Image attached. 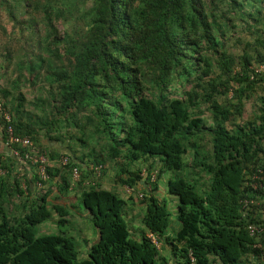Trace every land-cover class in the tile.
Returning a JSON list of instances; mask_svg holds the SVG:
<instances>
[{
    "label": "trees",
    "instance_id": "16d2710c",
    "mask_svg": "<svg viewBox=\"0 0 264 264\" xmlns=\"http://www.w3.org/2000/svg\"><path fill=\"white\" fill-rule=\"evenodd\" d=\"M2 16V135L68 161L48 154L41 189L3 163L0 264H264V0H0ZM97 164L114 188L82 187ZM141 167L157 178L135 207L120 185Z\"/></svg>",
    "mask_w": 264,
    "mask_h": 264
},
{
    "label": "clouds",
    "instance_id": "9594fccd",
    "mask_svg": "<svg viewBox=\"0 0 264 264\" xmlns=\"http://www.w3.org/2000/svg\"><path fill=\"white\" fill-rule=\"evenodd\" d=\"M258 70H264V65L259 66ZM0 132H1V130H0ZM1 134H3V132H1ZM3 138L4 139L6 138L5 134H4ZM32 142L35 145V147L38 149L39 153L43 154L45 156V158H46V171H47V174H48V179L46 181L42 182V187L38 188L37 186H35V181L37 180V177L33 173L32 169H30V171L32 173V176H28V177L23 176V178L28 180L29 178L34 176L35 180H34L33 186L36 189H41L51 179L50 172L48 171V166L50 164V161L48 159V154L50 152H56V153L60 152L62 155L59 156V160H57V164L56 165H61V166H64V165L67 164V162L64 165L62 164L63 158H67V157L63 155V153H66L65 149H63V147L56 141L48 142L47 140L44 141L42 139V145H40V144H38V143H36L34 141H32ZM52 145H56L57 147L54 148ZM21 149L22 148H20L19 150H21ZM67 161H68V158H67ZM83 169H86V168L83 167ZM74 172H76V178H74V176H73ZM107 172H108L107 165H103V164H97L96 166L94 165L92 167V169H91V174H92V177L94 179V182L89 181V180H84L82 187L86 188L87 186H93V185H95V183H98L99 187L101 189H103L102 188V184H103V186H108L109 190L111 188H114L115 186L112 187L111 181L107 180V176H108ZM258 173L261 174L260 171H258ZM156 176H157V170L154 169V170H152L150 172V174H147L146 169L141 167L140 168V180H135V184H133L132 186H129V185L128 186H126V185L122 186V185H120L121 186L120 189L121 190L123 189V192H125L127 194V197H131L135 201L134 205H135V207H137L139 205V202L143 201L146 197H148L149 191H150V185L153 184L156 181V178H157ZM70 177H71V184H70V187L68 188V190L70 191L69 195H71V196H74L75 194L78 195V193H76L77 183L80 180L81 176H80V171H79V169L77 167L73 168V171H72ZM261 179H262L263 183L259 186V188L255 189V191H260V192L264 193V179L263 178H261ZM145 181L148 182L147 186L144 183ZM115 189L118 190L117 188H115ZM245 203L248 205L250 203V201L249 202L247 201ZM146 237L149 240L151 246H153L157 251H159L160 253L161 252H166L163 249L162 241L158 239V236H156L155 234H152V233H147ZM189 259H190L191 264H195V260H194V258L191 255H189Z\"/></svg>",
    "mask_w": 264,
    "mask_h": 264
},
{
    "label": "built area",
    "instance_id": "2783aa9c",
    "mask_svg": "<svg viewBox=\"0 0 264 264\" xmlns=\"http://www.w3.org/2000/svg\"><path fill=\"white\" fill-rule=\"evenodd\" d=\"M0 116L5 121L10 120V114L8 110L4 107V104L0 102ZM5 134V143L10 148L11 155L17 159L20 166H26L29 169L33 170V173L36 175L37 180L35 181V186L38 188L42 187V182L48 179V174L46 171V158L43 154L39 153L38 149L35 147L33 142L27 136H18L14 133V129L11 126H7L4 130ZM22 148V152H19V149ZM8 155L0 156V178H3L7 174V168L4 167V159ZM67 158H63L62 164H66ZM6 165V164H5ZM35 170V171H34ZM16 178L23 179V176L18 171H14ZM30 176L32 173L30 171ZM76 178V172L73 174ZM24 182L26 179H23ZM21 187L25 189V183H21ZM257 231L256 228H250V234L253 235Z\"/></svg>",
    "mask_w": 264,
    "mask_h": 264
},
{
    "label": "rangeland",
    "instance_id": "374dc122",
    "mask_svg": "<svg viewBox=\"0 0 264 264\" xmlns=\"http://www.w3.org/2000/svg\"><path fill=\"white\" fill-rule=\"evenodd\" d=\"M2 15H4V14H2ZM4 16H2L0 18V53H2L3 46L6 45V44H9L12 49L15 48L16 45H17L15 39L9 37V34L12 32L11 24L5 19ZM1 27H3L6 30V32H3ZM241 49L242 48H239V49H236V50H237V52H240ZM0 61H2V60H0ZM0 78H1L0 79V84L3 85L4 78L1 75H0ZM39 86H41L40 83L35 85V86H33V87L26 86V87L22 88V92H23V94L25 95V97L28 100H33L39 94V92L42 91V89L40 91L38 90ZM28 109L31 110V108H28ZM84 229L85 228H83V227L80 229V233H81L80 238H85V237L89 236V233L86 234ZM90 244H91L90 242L87 243L88 246H90Z\"/></svg>",
    "mask_w": 264,
    "mask_h": 264
},
{
    "label": "crops",
    "instance_id": "0c3cea01",
    "mask_svg": "<svg viewBox=\"0 0 264 264\" xmlns=\"http://www.w3.org/2000/svg\"><path fill=\"white\" fill-rule=\"evenodd\" d=\"M54 148L57 147L56 145H52ZM2 155H8L7 158L4 159L5 163L7 165L12 164V168L14 171H18L22 174V176H30V169L26 166H20L18 164L17 159H15L10 152V148L6 145L5 139L3 138L1 132H0V156Z\"/></svg>",
    "mask_w": 264,
    "mask_h": 264
}]
</instances>
